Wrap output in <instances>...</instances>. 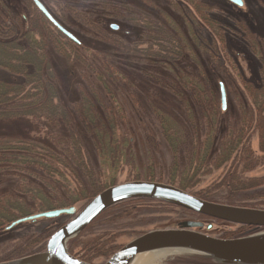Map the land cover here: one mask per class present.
Returning <instances> with one entry per match:
<instances>
[{
    "label": "rangeland",
    "instance_id": "obj_1",
    "mask_svg": "<svg viewBox=\"0 0 264 264\" xmlns=\"http://www.w3.org/2000/svg\"><path fill=\"white\" fill-rule=\"evenodd\" d=\"M37 1L77 44L61 35L31 0H0V33L13 35L11 40L5 39L9 41L0 39V264L44 253L50 236L71 217L40 218L8 229L19 219L68 208L79 212L102 191L124 183L169 185L171 155L158 127L149 122L158 111L175 118L183 114L182 99L167 89L174 80H167L164 68L172 70L174 63L175 68L194 78L193 86L194 81L203 86L213 84L214 99L205 96L208 102L215 101L221 120L226 110L233 115L244 99L251 104L247 91L258 87L259 79L264 77V0H241L240 8L226 0H200L198 10L207 19L185 0ZM203 10L207 12L203 14ZM147 22L149 28H158L160 23L164 34L145 29ZM112 35L125 36L130 45L138 44L133 47L136 53L162 49L165 54L172 50L176 56L148 60L126 56L110 40ZM148 35L162 40V44L149 43ZM177 42L183 49L180 59ZM14 43L27 55L15 52ZM213 51L229 58H224V72L218 73L211 62ZM15 55L21 59L26 55L32 64L21 72L22 77L16 76L17 67H8L6 62ZM92 55L106 60L117 73L115 81L105 80L110 94H104L100 83L87 74L84 58ZM29 78L34 81L28 82ZM24 80L33 86H26L22 92L19 86H24ZM220 85L225 92L224 111ZM50 96L51 104H39ZM115 117L125 118L126 124L121 126L127 129L125 133L122 129L119 134ZM255 126L246 139L253 164L245 173L241 172L242 163L235 167L237 177L251 187L245 194L257 209L264 210V152L259 149L264 127L260 122ZM199 160L196 153L178 158L180 168L191 162L196 165ZM225 172L223 168H206L199 172L194 188L183 192L198 198L197 193L216 190L217 186L222 191L219 185ZM129 201L103 212L71 239L67 243V249H72L70 254L81 260L83 257L87 264H104L134 239L153 231L178 229L183 222L202 224L194 231L214 239L264 235V229L211 220L168 203ZM191 257L210 259L181 253L160 264L196 261ZM210 260L206 262L221 264Z\"/></svg>",
    "mask_w": 264,
    "mask_h": 264
},
{
    "label": "trees",
    "instance_id": "obj_2",
    "mask_svg": "<svg viewBox=\"0 0 264 264\" xmlns=\"http://www.w3.org/2000/svg\"><path fill=\"white\" fill-rule=\"evenodd\" d=\"M185 1L186 3L189 4V6H192L196 11V13L200 14L202 18L207 19L205 15L202 16V10L200 11L198 10L199 5L197 2H201L200 0H185ZM205 12L207 11L203 10V14H205ZM118 19L122 20L123 18L118 17ZM131 22L133 23V21ZM150 25L152 26L151 23ZM190 25L192 24L190 23ZM156 26H158V28H151V27L149 28V23L147 22V26L145 29L147 28L150 30L152 29V31H155L153 33L161 31V33L164 34L162 32V29H164L163 26L160 23H157ZM153 33L151 32V34ZM9 37H13V35H8L7 33L1 35L0 33V39L4 41L11 40L9 39ZM112 37L113 39L110 38V40L113 41V43H115V46L118 49L119 53L125 54L126 56L137 55L138 58L139 56H143L144 60L169 58V56L170 57L176 56V54L173 56L172 50L170 51V53L166 51L167 54H165V52L162 49H160L158 52L155 53L146 51L145 54L144 51L143 53L145 55L143 53H136L133 47L138 46V44L134 43L133 45H130V43L127 42L128 38H126L125 36L122 37L121 35H115V36L112 35ZM5 39H9V40H5ZM147 41L149 43L150 41L157 42V45H159V43L162 44L163 42L162 40H156L155 38H150V37L147 38ZM15 42H17L18 44L19 42L18 39L15 40ZM173 43L175 44V41ZM11 45L14 47L12 49L15 52L20 53L24 51L21 49L19 50L18 48L20 47L19 46L17 47L15 43ZM180 45L181 44H179L178 42L175 45L176 50L179 51L180 54V55L178 54L179 56L177 55L178 59H180L181 54L183 52V49ZM0 47H2L1 44ZM211 53H212L211 62L214 63V67L217 70V72L220 73L221 70L222 72H224L225 70V67L223 66L224 58H226V60L228 61L229 58L226 55H224V57H221L218 51H213ZM26 55H23L22 59L21 57L18 58L15 55L13 57H9V59L6 61L8 67L10 66V64H12L13 68L17 67L16 76L22 77L21 72L22 71L24 72V70H26V66L32 65L30 62H27ZM30 57L28 56V58ZM154 64H156V62ZM84 65L85 67L87 65L88 67L87 74H89L91 79L97 80L100 83L101 90L104 92V94L106 95L110 94L111 89L106 85L105 80L112 81L113 79H115V77L118 76L117 73H115V71L111 68V66L106 62V60H102L101 57L98 56H93V55L86 56L84 58ZM174 66L175 65L173 63L172 70H170L169 68H164L162 71L164 73V76L166 77L168 76L167 80L169 79L174 80L172 84L168 85L167 89L172 94H174L175 96H179V98L182 99L180 101H181V111L183 114L180 115V118H175L172 115L158 111V113L154 116V118L149 120L150 126L158 127L159 135L162 137L164 143L167 145L171 155L172 160L169 169L172 171V175L170 176L171 178L170 181H168L169 185L176 186L178 189L182 191H190V189L194 188V186L196 185V183L194 184V182L196 178L200 177L199 175L200 171H204L206 168L211 171L219 170L223 168V170H225L226 172L223 181L219 185V188H221L222 191H220L217 186L216 190L215 188H213L210 191L199 192L197 193L196 197H198L202 201H206L209 203H214V204L221 203L226 206L255 209L257 205L254 206L255 204H252L250 196H247L245 194L247 190L251 187L248 188L247 183H244L241 179L237 177L238 172L236 170L235 165L236 164L239 165L240 163H242L243 166L241 172L245 173L251 168V165L253 164L252 161H254L252 158V152L248 147V142L246 139L248 132L251 130L253 126L257 125L260 122L261 124H263L262 127H264V116L261 117V115H264L263 114L264 77L259 79L260 84L258 87L252 89L253 91H247L252 99L251 104H248L247 101L244 99V101H242L239 104V106L236 107V111L234 112L233 115L228 114L226 110L223 113V115L226 117L223 120H221V116H220L221 111L218 108H216L215 101L213 100L214 99L213 97H215L214 85L211 84L210 86L208 85L203 86L198 81H194L193 82L194 86H193L192 80L194 78H189V76L186 75L182 69L175 68ZM8 67L5 66L4 68L9 69ZM261 67L263 68L264 66L261 65ZM198 70H200V68H198ZM32 81H34V79L29 78L28 82H32ZM24 82L25 83L23 87L22 85L19 86V89L22 92L24 91L26 86L28 85H30V87L33 86V83H27V81L25 80ZM189 82H191V84ZM205 95H208L209 98L211 96L213 99L212 100L210 99L208 102V98ZM52 99L53 97L50 96L47 99H45L44 102L42 100L39 104L44 103V105L45 104L49 105L52 103ZM0 104H2L1 101ZM109 104L111 106H116L115 103H108V105ZM255 115L257 116L258 121H256ZM151 122H153V124ZM254 122L257 123L255 124ZM124 124H126L125 118L123 117L114 118V125L119 126L118 128L119 134L122 131V129L125 130L124 133L126 132L127 129H125V127L121 128V126L122 125L124 126ZM123 135L124 134H122V136ZM260 136L262 139V143H260L259 149L261 152H264V142H263L264 134L260 133ZM212 151H214V153L211 155ZM184 153L185 154L196 153V155H198L200 160L197 162L196 165H193V162H191L184 168H180L178 158L179 155ZM209 155H210V161L206 163V158H208ZM136 200H145V199H136ZM129 202L132 201H128L125 203H129ZM125 203H120L112 208H116L118 206H121V204H125ZM109 209L106 210L105 212L109 211ZM92 246L93 249H95L97 245L94 244ZM92 246L89 249H91ZM71 250L72 249L69 248L68 252L70 253ZM88 252L92 253L93 251L90 250ZM191 258L196 259L197 262L193 261L192 259H189L191 261H187L185 264H208L207 262L211 261L210 259L209 261H207L208 260L207 259L206 262L203 259H199L197 257H191ZM83 261L85 262L87 260H83Z\"/></svg>",
    "mask_w": 264,
    "mask_h": 264
},
{
    "label": "water",
    "instance_id": "obj_3",
    "mask_svg": "<svg viewBox=\"0 0 264 264\" xmlns=\"http://www.w3.org/2000/svg\"><path fill=\"white\" fill-rule=\"evenodd\" d=\"M226 1L236 7H242L241 0ZM33 2L41 14L65 38L77 44L76 40L52 19L37 0H33ZM112 28L115 29V27ZM219 88L221 110L224 111L225 92L222 85ZM134 199L160 201L211 220L239 227H249L254 230L264 229V210L209 203L169 185L151 182H131L102 191L79 212H76L74 208L61 209L14 222L9 228L40 218L54 219L63 215L73 217L50 236L44 253L10 264H87L68 252L67 243L109 208ZM201 228L202 224L200 223L183 222L175 230L146 233L123 246L104 264H126L130 259L144 253L177 248L182 249L186 254L204 256L221 264H264V235L221 240L210 238L194 231Z\"/></svg>",
    "mask_w": 264,
    "mask_h": 264
},
{
    "label": "bare ground",
    "instance_id": "obj_4",
    "mask_svg": "<svg viewBox=\"0 0 264 264\" xmlns=\"http://www.w3.org/2000/svg\"><path fill=\"white\" fill-rule=\"evenodd\" d=\"M181 253H185V252L179 248L148 252L135 256L134 258L130 259L126 264H160L168 257H171L173 255H178Z\"/></svg>",
    "mask_w": 264,
    "mask_h": 264
},
{
    "label": "flooded vegetation",
    "instance_id": "obj_5",
    "mask_svg": "<svg viewBox=\"0 0 264 264\" xmlns=\"http://www.w3.org/2000/svg\"><path fill=\"white\" fill-rule=\"evenodd\" d=\"M31 1H32L33 5H34V2H33V0H31ZM34 6H35V5H34ZM48 22H49V21H48ZM49 23H50V22H49ZM50 24H51V23H50ZM51 25H52V24H51ZM53 27H54V26H53ZM72 218H73V217H71V219H72ZM19 220H20V219H19ZM17 221H18V220H17ZM15 222H16V221H15ZM13 223H14V222H13ZM13 223H11V224H10V226H11ZM20 224H21V223H20ZM10 226H9V227H10ZM15 226H16V225H15ZM15 226H13V227H15ZM9 227H8V229H11V228H13V227H11V228H9ZM88 227H89V226H88ZM88 227H86V228H85L83 231H85V230H86ZM83 231H82V232H83ZM82 232H81V233H82ZM81 233H80V234H81ZM79 260H80V261H82V262H84V261H83V260H81V259H79ZM84 263H86V262H84Z\"/></svg>",
    "mask_w": 264,
    "mask_h": 264
}]
</instances>
